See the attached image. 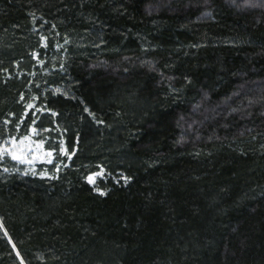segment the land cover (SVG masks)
<instances>
[{
  "label": "trees",
  "instance_id": "trees-1",
  "mask_svg": "<svg viewBox=\"0 0 264 264\" xmlns=\"http://www.w3.org/2000/svg\"><path fill=\"white\" fill-rule=\"evenodd\" d=\"M28 136L0 264H264V0H0V144Z\"/></svg>",
  "mask_w": 264,
  "mask_h": 264
},
{
  "label": "rangeland",
  "instance_id": "rangeland-1",
  "mask_svg": "<svg viewBox=\"0 0 264 264\" xmlns=\"http://www.w3.org/2000/svg\"><path fill=\"white\" fill-rule=\"evenodd\" d=\"M0 149L29 168L40 162H48L52 158V152L32 136L6 140L0 144Z\"/></svg>",
  "mask_w": 264,
  "mask_h": 264
},
{
  "label": "snow or ice",
  "instance_id": "snow-or-ice-1",
  "mask_svg": "<svg viewBox=\"0 0 264 264\" xmlns=\"http://www.w3.org/2000/svg\"><path fill=\"white\" fill-rule=\"evenodd\" d=\"M49 155H51V153H49ZM97 175H102V173H100V174H97ZM88 180H89V182H94V180H95V177H93V176H90V177H88ZM101 194H103V193H101Z\"/></svg>",
  "mask_w": 264,
  "mask_h": 264
}]
</instances>
